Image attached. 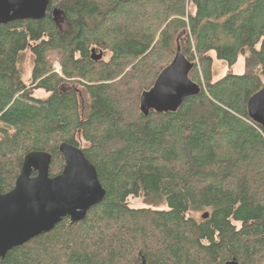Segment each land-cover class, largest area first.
<instances>
[{"label": "trees", "instance_id": "16d2710c", "mask_svg": "<svg viewBox=\"0 0 264 264\" xmlns=\"http://www.w3.org/2000/svg\"><path fill=\"white\" fill-rule=\"evenodd\" d=\"M0 49L27 100L62 108L72 98L73 123L53 119L40 134L39 108L0 117V194L12 190L30 152L50 154L49 176L59 175L61 143L82 149L105 190L84 220L63 219L0 264H264V129L247 113L264 86V0H49L43 19L0 25ZM177 49L200 92L175 113L144 117L139 97ZM211 54L229 69L244 58L243 74L214 80ZM34 90L47 97L33 98ZM129 198L166 208L133 209Z\"/></svg>", "mask_w": 264, "mask_h": 264}, {"label": "water", "instance_id": "95a60500", "mask_svg": "<svg viewBox=\"0 0 264 264\" xmlns=\"http://www.w3.org/2000/svg\"><path fill=\"white\" fill-rule=\"evenodd\" d=\"M49 0H0V25L17 21H38L45 17ZM54 20L60 12L52 11ZM95 51L92 50L94 56ZM94 60H101L102 53ZM192 64L179 49L172 62L157 76L148 91L139 97V110L175 113L185 99L197 96L200 88L189 79ZM249 118L264 129V86L247 102ZM63 158L59 175L50 177L51 156L30 152L23 158L14 187L0 194V259L12 249L51 232L63 219L75 224L105 197L95 167L81 148L61 143ZM202 219L208 218L204 213ZM226 264H238L235 260Z\"/></svg>", "mask_w": 264, "mask_h": 264}, {"label": "rangeland", "instance_id": "374dc122", "mask_svg": "<svg viewBox=\"0 0 264 264\" xmlns=\"http://www.w3.org/2000/svg\"><path fill=\"white\" fill-rule=\"evenodd\" d=\"M57 26L61 32H66V23L64 20L58 19ZM23 48L21 41H19L13 47L14 52H18ZM3 49H0V117L3 118L4 114H18V111L22 107H35L40 109V113H45L41 118L36 112V131L41 134L45 126L49 124H53L52 121L55 119L56 123H61L67 128L72 127V111H70L69 106L71 105V97H67L64 100L59 101L62 108H59V104L53 102L48 104L46 107H41L34 102L27 100L24 96V88L21 86L20 83H15L12 80V72L10 67L6 63H3L1 60V55L3 54ZM214 58V55L211 54ZM105 56H103L104 58ZM243 60L244 58L240 57L237 63L232 67H223L215 58L213 62V74L214 80H217L227 73H232L234 75H241L243 74ZM21 68L23 71L22 74V82L28 86L31 80V72H32V55L27 50L21 54ZM52 70L60 75V64L58 62L52 63ZM64 88H69V86H64ZM30 95L33 98L37 99H45L47 94L41 90H34ZM76 99L79 102L80 110L85 109L86 104V96L83 92L76 93ZM50 115V116H49ZM42 119V120H41ZM46 119V120H45ZM42 128V129H41ZM41 129V131H40ZM128 205L130 208L137 209V208H153V209H165L166 207L163 204H159L158 206L149 205L146 203L144 198H129ZM201 214H193V217L200 218Z\"/></svg>", "mask_w": 264, "mask_h": 264}, {"label": "bare ground", "instance_id": "6f19581e", "mask_svg": "<svg viewBox=\"0 0 264 264\" xmlns=\"http://www.w3.org/2000/svg\"><path fill=\"white\" fill-rule=\"evenodd\" d=\"M96 55H98V54L95 53L94 56L96 57ZM91 56H92V59H93V55H91ZM95 57H94V58H95ZM93 60H94V59H93ZM95 61H98V60H95ZM247 113H248V111H247ZM148 116H149V115H148ZM248 116H249V115H248ZM252 121H253V120H252ZM254 123H255V122H254ZM255 124H256V123H255ZM257 125H258V124H257ZM259 126H260V125H259ZM262 128H263V127H262ZM79 148H80V147H79ZM50 164H51V163H50ZM91 164H92V163H91ZM247 182H248V181H247ZM249 182H250V181H249ZM101 186H102V185H101ZM102 188H103V187H102ZM103 189H104V188H103ZM100 203H101V202H100ZM90 209H91V208H90ZM90 209H89V210H90ZM89 210H88V211H89ZM88 211H87V212H88ZM232 261H233V260H232ZM230 262H231V261H230ZM225 264H226V263H225Z\"/></svg>", "mask_w": 264, "mask_h": 264}]
</instances>
